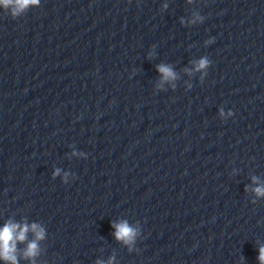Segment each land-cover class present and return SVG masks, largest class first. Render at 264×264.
<instances>
[{"label":"clouds","instance_id":"clouds-1","mask_svg":"<svg viewBox=\"0 0 264 264\" xmlns=\"http://www.w3.org/2000/svg\"><path fill=\"white\" fill-rule=\"evenodd\" d=\"M189 3L192 0H188ZM40 0H0V9H3L5 13L9 14L13 19L23 16L30 8L39 6ZM164 8H167V4L164 5ZM205 17L202 16L199 12L193 13V18L188 21L190 24L202 23ZM181 23L184 24L185 21L182 19ZM213 43L212 39L205 41V44ZM211 61L208 57H201L198 61L194 62L193 71L201 72V82H203L204 77L207 75V69L210 66ZM157 71L161 74L160 83L157 85L158 88H163V85L166 82L175 81L177 73L173 69L165 64H160L157 66ZM185 71H189L186 69ZM175 88V84L172 85ZM191 86H189L190 88ZM219 116L222 119H227L228 117L233 116L232 111L225 113L224 109L219 110ZM73 155H78L83 158H87L84 152H73ZM61 175V169L56 168L52 177ZM69 173L64 172L62 182L68 183ZM252 182L256 187L252 188L257 198L264 197V182H261L259 177L252 176ZM246 191L248 187L246 186ZM255 203V201H253ZM112 227L114 228V237L118 242L123 243L129 247V251L132 250V247L135 245L137 236L139 235L138 227L131 226L127 221H120L119 223H113ZM33 234V239L28 241V234ZM46 237V231L38 223H27L26 220L23 222H15L9 219L3 227H0V260L6 262V264H19L18 259V249L17 245L25 243L27 241L26 247L22 250V257L29 260L30 264H36V257L40 254L39 242L44 240ZM243 259V258H242ZM258 262L259 264H264V245H260L258 248ZM114 257L110 258L107 264H113ZM96 264H105L104 261L97 260Z\"/></svg>","mask_w":264,"mask_h":264}]
</instances>
